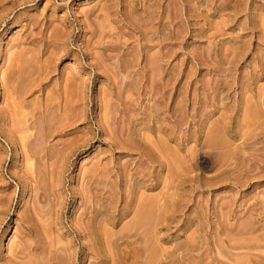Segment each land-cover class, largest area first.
<instances>
[{
    "label": "rangeland",
    "instance_id": "rangeland-1",
    "mask_svg": "<svg viewBox=\"0 0 264 264\" xmlns=\"http://www.w3.org/2000/svg\"><path fill=\"white\" fill-rule=\"evenodd\" d=\"M0 264H264V0H0Z\"/></svg>",
    "mask_w": 264,
    "mask_h": 264
},
{
    "label": "bare ground",
    "instance_id": "bare-ground-1",
    "mask_svg": "<svg viewBox=\"0 0 264 264\" xmlns=\"http://www.w3.org/2000/svg\"><path fill=\"white\" fill-rule=\"evenodd\" d=\"M262 101V100H261ZM247 105V104H246ZM248 106V105H247ZM252 106V105H251ZM246 108V107H245ZM255 107H253V109H254ZM260 108V107H259ZM253 111V110H252ZM142 112V111H141ZM258 112V110L256 109V113H254L256 116L254 117V119L259 115L260 116V114L259 113H257ZM251 114H252V112H251ZM254 114H252V115H254ZM258 114V115H257ZM258 116V117H259ZM134 117V116H133ZM137 117V116H136ZM247 117V116H246ZM249 119V118H248ZM124 120V119H123ZM131 121V120H130ZM252 121V120H251ZM133 122V121H132ZM139 122V121H138ZM112 123V122H111ZM134 123V122H133ZM254 123H256V121L254 122ZM253 123V124H254ZM142 124V123H141ZM157 124H158V121H157ZM112 125V124H111ZM120 125V124H119ZM255 125V124H254ZM115 126V125H114ZM124 126V125H123ZM130 126V125H129ZM124 128H125V126H124ZM121 129H123V128H120V130L119 131H121ZM126 129V128H125ZM114 131V130H113ZM115 131H117V130H115ZM118 131V132H119ZM123 131L124 132H126V130H124L123 129ZM130 131H132V128H131V130ZM139 131H141V130H139ZM169 131V130H168ZM122 132V131H121ZM135 132H136V130H135ZM138 132V131H137ZM137 132H136V134H137ZM115 133V132H114ZM130 133H132L133 134V132H130ZM139 133V132H138ZM141 133V132H140ZM179 133V132H178ZM217 133V132H216ZM119 134V133H118ZM122 135H123V137L125 136V134L126 133H121ZM127 134H128V132H127ZM126 134V135H127ZM175 133H173V135H174ZM222 134V133H221ZM115 135V134H114ZM117 135V134H116ZM129 135V134H128ZM140 135V134H139ZM139 135H136V137H138ZM212 135V134H211ZM112 136V135H111ZM216 136H218V134L216 135ZM115 137H118V135L117 136H115ZM115 137H114V139H115ZM119 137H120V135H119ZM119 137H118V139H119ZM130 137H132V136H130ZM134 137V136H133ZM135 137V138H136ZM148 137V136H147ZM214 138H215V135L213 136ZM129 138V137H128ZM210 138H212V137H209V141L211 142H215L214 140H210ZM213 138V139H214ZM220 138V137H219ZM222 138V137H221ZM220 138V139H221ZM117 139V138H116ZM118 139H117V141H118ZM126 139V138H125ZM145 139V138H144ZM172 139H175V138H172ZM130 140V139H129ZM140 140H142L141 138H140ZM216 140V139H215ZM218 140V139H217ZM123 141V140H122ZM174 141V140H173ZM126 142V141H125ZM143 142H146V140L145 141H143ZM118 143V142H117ZM127 143H130L129 141H127ZM139 143H140V141H139ZM166 143V142H165ZM131 144V143H130ZM220 144V143H219ZM24 145V144H23ZM123 145V144H122ZM140 145H141V143H140ZM144 145V144H143ZM149 145V144H148ZM160 145V144H159ZM216 145H217V143H216ZM120 146V145H119ZM137 147V146H136ZM159 147V146H158ZM166 147V146H165ZM151 148V147H150ZM26 149V148H25ZM24 149V150H25ZM130 149V148H129ZM155 151V150H154ZM158 150L156 149V152H157ZM163 151H165V152H162V154H157V155H163L164 157H165V159H167L168 160V162L169 163H167L166 161L167 160H164L163 158H162V156H161V158L159 157V160H158V165H160L161 167H164L165 168V166L167 167V165L168 164H170V162H172L173 160H175V162L178 160L177 159V154H176V152L175 151H173L169 146L167 147V148H165V150H163ZM161 152V151H160ZM143 155V154H142ZM30 158V157H29ZM69 160V159H68ZM179 161V160H178ZM177 161V162H178ZM64 162V161H63ZM155 162V161H154ZM156 162H157V159H156ZM155 162V163H156ZM175 162H173L174 164H175ZM180 163V162H179ZM174 164H173V166H174ZM178 164V163H177ZM224 166V165H223ZM156 167V166H155ZM159 167V166H158ZM168 167H169V165H168ZM167 167V168H168ZM138 168V167H137ZM151 168V167H150ZM157 168V167H156ZM141 169V168H140ZM139 170V169H138ZM144 170V169H143ZM142 170V171H143ZM158 170V169H157ZM179 170V169H178ZM154 171H155V169H154ZM137 172V171H136ZM136 172H135V174H136ZM138 172H140L139 174V177L142 175L141 174V171H138ZM176 172H177V169H176ZM156 173V172H155ZM124 175H125V173H124ZM172 175V174H171ZM145 176V175H144ZM180 176V175H179ZM173 178V177H172ZM132 179V178H131ZM170 179H171V177H170ZM170 179H168V180H170ZM127 180V179H126ZM128 180H129V178H128ZM142 181V180H141ZM149 181V180H148ZM136 183V182H135ZM135 183H133L134 185H135ZM136 185H137V183H136ZM141 185V184H140ZM132 187V186H131ZM136 187V186H135ZM137 187H139V185H137ZM138 189V188H137ZM141 189V188H140ZM139 189V190H140ZM143 189V188H142ZM141 189V190H142ZM139 193V194H138ZM137 193V195H138V198L139 199H143L142 197V193H140V192H138ZM129 195V194H128ZM139 195H141L140 197H139ZM125 199H127L128 200V198H125ZM138 199V200H139ZM158 199H159V197H158ZM144 200V199H143ZM161 200V199H160ZM136 202H138V201H136ZM169 202V201H168ZM125 203H126V201H125ZM155 203V202H154ZM157 203V202H156ZM110 204V203H109ZM128 204L129 205H127V206H129V208H125V210H124V212L122 211V215L121 216H126L128 213H129V210H130V203L128 202ZM137 205L139 204V202L138 203H136ZM160 205V204H159ZM156 206H157V204H156ZM137 207V206H136ZM133 208H134V206H133ZM138 208V210H137V220H136V223H146V222H149L150 223V221H157V224L158 223H162L164 220H161V218L159 219L160 221H162V222H159V220L158 219H156V217H157V214H158V212H157V214L156 213H154V211L155 210H153L154 209V204H152L151 203V201H147V200H145L144 202L142 201L140 204H139V206L137 207ZM157 208V207H156ZM167 208V207H166ZM101 209V208H100ZM129 209V210H128ZM158 209V208H157ZM165 209V208H164ZM133 210V209H132ZM161 210V209H160ZM120 211V212H121ZM159 211V210H158ZM163 212V211H162ZM168 212V211H167ZM92 213V212H91ZM94 213V212H93ZM92 213V214H93ZM164 214V213H163ZM166 214V213H165ZM95 215V214H94ZM88 217H90V216H88ZM160 217H162L163 219H164V217L161 215ZM98 218V217H97ZM116 218H118V217H116ZM127 218V217H126ZM157 218H159V217H157ZM91 219V218H90ZM89 220V219H88ZM90 221V220H89ZM92 222H94V217H93V220H92ZM99 222V221H98ZM121 222V221H120ZM118 223V222H117ZM154 223V222H153ZM164 223V222H163ZM92 224V223H91ZM94 224H97V223H94ZM119 224V223H118ZM148 224V223H147ZM140 225H142V224H140ZM140 225H139V228H141V227H143V226H141L140 227ZM150 225H153V224H150ZM149 225V226H150ZM90 224H89V229L91 230V228H90ZM134 227V226H133ZM152 227V226H151ZM159 227V226H158ZM137 228V227H136ZM89 229H88V231H89ZM140 230V229H139ZM85 231V230H84ZM104 231H106V230H104ZM91 233H92V231H90ZM107 232H108V230H107ZM143 232H144V230H143ZM91 233H89V234H91ZM137 233H138V231H137ZM93 235V234H92ZM92 235H90V236H92ZM87 237V236H86ZM93 237V236H92ZM119 238V237H118ZM93 239V238H92ZM95 240V239H94ZM97 246V245H96ZM145 248V247H144ZM146 249V248H145ZM158 251V250H157ZM156 255V254H155ZM154 256V255H153ZM155 258V257H154ZM151 262V261H150Z\"/></svg>",
    "mask_w": 264,
    "mask_h": 264
}]
</instances>
